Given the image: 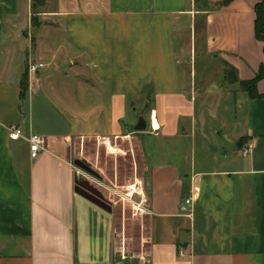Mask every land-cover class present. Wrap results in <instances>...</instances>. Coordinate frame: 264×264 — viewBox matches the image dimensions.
Listing matches in <instances>:
<instances>
[{"label": "crops", "instance_id": "0c3cea01", "mask_svg": "<svg viewBox=\"0 0 264 264\" xmlns=\"http://www.w3.org/2000/svg\"><path fill=\"white\" fill-rule=\"evenodd\" d=\"M225 1L0 0V264H264V71L256 97L222 79L264 67L259 0ZM201 56L219 61L209 80ZM141 101L149 204L126 253L113 211L76 188L74 146L133 134Z\"/></svg>", "mask_w": 264, "mask_h": 264}, {"label": "rangeland", "instance_id": "374dc122", "mask_svg": "<svg viewBox=\"0 0 264 264\" xmlns=\"http://www.w3.org/2000/svg\"><path fill=\"white\" fill-rule=\"evenodd\" d=\"M218 65L219 61L215 59L198 57L195 67L196 79L199 81L204 77L209 80V75H212L215 69L218 70ZM222 79L225 83L223 72ZM210 82L213 85L216 84V81ZM208 83L205 86L208 87ZM137 105V112L133 115L134 119L143 118L146 124L143 130H146L148 109L143 107V101L138 102ZM196 105L197 109H200L202 105L208 107V104L201 102ZM219 113H222L221 110ZM140 133L135 130L128 137L108 141L92 139L79 141L78 139L74 146L76 149L74 160L86 166L84 169L78 167L84 175L78 186L111 207L110 211H113L116 220L117 244L123 247L126 253H138V250H141L140 241L145 234L147 223L146 215L136 212L134 214L135 210L132 208V202L136 203L138 198L136 193L131 191L135 190L136 182L143 180V169L146 162L145 154L141 149ZM243 141L241 137L238 145L242 147Z\"/></svg>", "mask_w": 264, "mask_h": 264}, {"label": "built area", "instance_id": "2783aa9c", "mask_svg": "<svg viewBox=\"0 0 264 264\" xmlns=\"http://www.w3.org/2000/svg\"><path fill=\"white\" fill-rule=\"evenodd\" d=\"M43 65L44 63L42 62L30 60L27 63L26 72L28 75H32L37 71V69L43 67ZM7 130L9 132L8 136L10 139H19L23 137L22 129L19 126H16V125L8 126ZM25 139L28 143L29 156L31 158L33 159L36 158L38 154L42 150L45 149V146H44L45 138L42 135L37 134V133H30L27 137H25ZM249 151H250V147L247 146L246 149L243 150L242 152L243 154H247ZM134 186H135V190L131 192H135L138 198L136 203L132 202V208L135 210L134 214L136 212L140 215H146L148 213L149 200L145 193L144 183L142 181H138L134 184ZM189 203H190V199L189 198L185 199L184 204L188 205ZM181 208L183 209L184 205H181ZM180 255H183V254L180 252Z\"/></svg>", "mask_w": 264, "mask_h": 264}, {"label": "trees", "instance_id": "16d2710c", "mask_svg": "<svg viewBox=\"0 0 264 264\" xmlns=\"http://www.w3.org/2000/svg\"><path fill=\"white\" fill-rule=\"evenodd\" d=\"M226 0L225 2H227ZM256 19H255V32L256 36L259 39H263V32H264V25H263V13H264V0H259V2L256 4ZM264 71V67L261 66L260 71L257 72L254 78L248 79V80H239L237 76L236 69L231 66L228 63H225L224 69H223V78L225 82L233 84V83H239L240 87L247 93L249 97H256L259 96V94L256 91V83L257 81L262 77ZM23 83H26V81H23ZM24 87V84H22Z\"/></svg>", "mask_w": 264, "mask_h": 264}, {"label": "water", "instance_id": "95a60500", "mask_svg": "<svg viewBox=\"0 0 264 264\" xmlns=\"http://www.w3.org/2000/svg\"><path fill=\"white\" fill-rule=\"evenodd\" d=\"M36 5L38 6H42L45 4V0H32ZM146 124H145V120L143 118H139L137 124L135 125V129L136 130H143L145 128ZM74 163L78 166V167H81V168H86V166L83 165L82 162L78 161V160H74ZM77 190L78 192L83 196L85 197L86 199H88L89 201H91L92 203L96 204L97 206L107 210V211H110L111 210V207L104 203L103 201H101L99 198H97L96 196H94L93 194L83 190L81 187L78 186L77 184Z\"/></svg>", "mask_w": 264, "mask_h": 264}]
</instances>
